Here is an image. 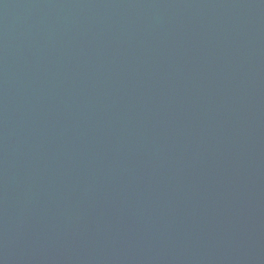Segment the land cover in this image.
I'll return each instance as SVG.
<instances>
[{
  "label": "water",
  "instance_id": "95a60500",
  "mask_svg": "<svg viewBox=\"0 0 264 264\" xmlns=\"http://www.w3.org/2000/svg\"><path fill=\"white\" fill-rule=\"evenodd\" d=\"M0 264H264V0H0Z\"/></svg>",
  "mask_w": 264,
  "mask_h": 264
}]
</instances>
